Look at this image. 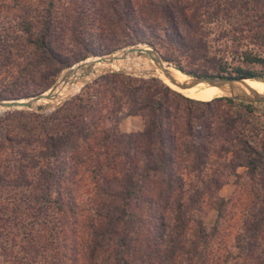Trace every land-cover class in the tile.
I'll return each instance as SVG.
<instances>
[{"label":"trees","instance_id":"16d2710c","mask_svg":"<svg viewBox=\"0 0 264 264\" xmlns=\"http://www.w3.org/2000/svg\"><path fill=\"white\" fill-rule=\"evenodd\" d=\"M209 6L217 14V0H0V101L43 93L64 70L124 47L193 54L182 29L195 33ZM243 63L228 76L187 73L264 82L253 69L264 57L245 53ZM85 89L50 116L0 118V194L24 191L0 199V238L12 243L0 244V264H264V141L245 128L251 105L196 101L119 73ZM124 111L142 118V131L120 132ZM49 118L53 132L29 128ZM232 177L237 190L225 199ZM208 207L218 213L211 229ZM229 216L236 235L226 244Z\"/></svg>","mask_w":264,"mask_h":264},{"label":"rangeland","instance_id":"374dc122","mask_svg":"<svg viewBox=\"0 0 264 264\" xmlns=\"http://www.w3.org/2000/svg\"><path fill=\"white\" fill-rule=\"evenodd\" d=\"M37 2L38 0H33ZM218 3V11L217 14L213 13L212 6L206 7L204 10V14L202 15V23L197 27L195 33L185 32L184 28L182 29V33L184 35V42L187 45H192L195 47V52L191 54L187 48H178L176 50H169L164 51L162 49L158 50L154 48L162 58L172 64L179 62L181 67L185 70L184 72H192L196 74L206 73L210 76H228L234 73V70L238 66L245 67L243 63V55L245 53H252V55H257L260 57H264V2H257L255 0H249L246 6H243V1L235 0H217ZM217 6V5H216ZM215 6V7H216ZM1 16H3L1 14ZM0 16V17H1ZM134 47V48H130ZM118 49L116 52L112 54H107L103 56H109L113 54H120L121 50L123 49H137L139 47H150L148 45H137V46H130ZM119 52V53H118ZM164 54L170 56L171 58H175L176 62H169L164 58ZM203 54L204 58L201 57ZM116 55V56H117ZM132 61L129 62L130 64L124 68H108V69H100L99 65L94 66L92 69L91 74L89 76L84 77L83 79L80 78L82 72H77L75 74L76 79L80 80L82 83V87L76 93L69 94L61 99L55 100L53 102L44 103L37 106L36 109L31 110H14V111H28L34 114H41L43 116H50L53 114L58 108H61L67 101L75 99L76 97L83 96L87 97L91 94V90H87V93H84L85 87L95 80L100 78L103 75L111 74V73H119L126 76H130L133 78L138 79H158L155 75V68L154 64L151 62L150 58L146 54H134ZM102 56L92 57L89 58L87 61L90 62H97V59ZM94 59V60H93ZM99 60V59H98ZM83 62V61H82ZM98 64V63H97ZM77 65V64H76ZM75 66V65H74ZM98 67V68H97ZM96 68V69H95ZM224 68L226 71L224 72ZM70 68L64 70L61 75L58 77L57 81L62 77L64 72H67ZM115 69V70H114ZM174 71L180 72L173 67L171 68ZM259 73H264V69L260 65H256L253 67ZM95 70V71H94ZM95 72V73H94ZM160 74L159 71L156 72ZM161 74V78H162ZM193 75V74H191ZM198 76V75H194ZM88 77V78H87ZM94 77V78H93ZM91 79L87 84L83 86L85 82ZM161 81V80H160ZM55 82V83H56ZM162 82V81H161ZM163 83V82H162ZM164 84V83H163ZM167 86L166 84H164ZM170 88V87H169ZM239 102V101H237ZM243 103V102H241ZM251 105L254 110L253 116H251L248 120L250 121V125H245V128L249 130V135L254 140L255 144L262 143L264 141V104L257 103V104H248ZM242 108L239 109L241 111ZM237 108H232V111H237ZM14 111H7L1 112L0 118H3L4 115L8 112ZM118 128L121 133L128 134L142 131L144 128V122L140 117H133L128 116L127 113L124 111L123 113L118 115ZM45 123V124H44ZM10 124V125H9ZM9 128H17L19 124L11 121L9 122ZM56 124L52 123L51 119H47L45 122L41 119L40 126L37 125V122L29 125V128L34 129L33 133H40L44 126L45 130L48 132H53L56 129ZM255 128H254V127ZM22 130V129H21ZM27 131V130H25ZM22 132V131H21ZM25 133V132H24ZM23 133V134H24ZM4 134V131H0V137ZM239 174H245V170L243 168L239 169ZM245 180H251L244 177ZM235 177H232L229 183L222 188L220 191V196L225 199H230L235 194L237 190V186L235 184ZM255 180H262L261 175H257ZM82 185V190L80 194L82 198L86 199L89 195L88 188L91 187L89 182H85ZM21 194L17 197L10 198L12 193L3 191L0 194V199H5L9 197L11 200H18L24 191L20 192ZM260 195L263 196V190H259ZM235 212V209H230L228 215H231ZM230 220L223 224L220 228L219 237L223 240L224 243L230 244L233 240L234 236L236 235V226L235 223L232 222V216H229ZM218 220V213L217 211L212 208L208 207L206 211V216L204 218V223L208 229L213 228ZM237 221V220H236ZM233 226V227H232ZM9 238L14 237V233L8 234ZM20 239V237H19ZM7 236L5 238H0V244H5V246L12 247L11 242H6ZM14 250H17L16 248ZM2 260V259H1Z\"/></svg>","mask_w":264,"mask_h":264},{"label":"water","instance_id":"95a60500","mask_svg":"<svg viewBox=\"0 0 264 264\" xmlns=\"http://www.w3.org/2000/svg\"><path fill=\"white\" fill-rule=\"evenodd\" d=\"M134 48V47H130ZM125 50L123 49L119 52H123L125 55ZM118 52V53H119ZM132 53H137L138 54H146L151 62L154 64V68L157 71L160 72V74H157L155 72V75L157 78H159L163 83L164 80L161 78V74L164 75L165 78L170 80V83L174 84L177 86L179 89L186 90V89H192L200 84H207L210 87H216L219 89H226L231 92L230 96H225L223 98H228L232 99L235 101L243 102V103H248V104H257V103H263L264 104V94H260L256 91L252 92V94L247 95L245 93L241 92H236L237 83H242L246 81V79H236V78H205L201 76H194L191 74H188L182 70H178L173 66L172 64L166 62L162 56L153 48V47H142L134 50H130ZM117 54L109 55V56H102L99 57L98 62H90L88 63L85 60L83 62L78 63L77 65L73 66L70 68L67 72H64L62 77L59 79L58 82H56L49 90L40 93L36 96L27 98V99H13V100H4L0 101V110H3L4 112L7 111H14V110H33L36 109L38 103V106L44 103H49L57 100V94L56 91L58 88L63 84V85H68V84H74L77 83L78 80L75 79V82L72 80V77L75 76L77 72H82V75L80 76L81 79H83L86 76H89V74L92 72V69L94 68L96 63H107V64H113L116 61L122 59V58H117ZM123 57V56H122ZM169 67H173L174 69L180 71L182 74L187 75L190 77V80L186 83L178 84L176 79L174 78L173 74L168 70ZM91 79H89L87 82L83 84H87ZM165 84V83H164ZM3 112V113H4Z\"/></svg>","mask_w":264,"mask_h":264},{"label":"bare ground","instance_id":"6f19581e","mask_svg":"<svg viewBox=\"0 0 264 264\" xmlns=\"http://www.w3.org/2000/svg\"><path fill=\"white\" fill-rule=\"evenodd\" d=\"M139 48H141V47H139ZM130 50H134V49L125 50V55L123 54V52L118 54L116 57L117 58H122V59L116 61L113 64H107V63H98L97 64L96 63V65H99L101 67L100 68L101 70H102V68L103 69H108V68H112L113 69L114 67L115 68L127 67L130 64L129 62L132 61L133 56H135L134 54H136V53L130 52ZM98 61L99 60L97 59V62ZM171 68L172 67H169L168 70L173 74V76L176 79V81L178 82V84L186 83V82H188L190 80V77H188L187 75L182 74L181 72L174 71ZM75 79H76L75 77H72V80L74 82H75ZM162 79L164 80V83L167 86H169L171 89L175 90L176 92L180 93L181 95H183L186 98H189V99H192V100H196V101L210 102V101H213V100H215L217 98H223L225 96H230L231 95V92L229 90L219 89V88H216V87H210L209 85H207L205 83L200 84L199 86H197L195 88H192V89L182 90V89H179L174 84L170 83V80L165 78L164 75H162ZM81 87H82V83H81L80 80H78L77 83H74L72 85L71 84H68V85H63L62 84L58 88V90L56 91V94L58 96L57 100L65 97V96H68L69 94L76 93L77 91H79L81 89ZM236 87H237L236 92L245 93L247 95L252 94V92H254V91H256V92H258L260 94H264V82H261V81L246 80V81H244L242 83H237ZM38 104L35 105V106H38ZM1 112H3V110H0V113Z\"/></svg>","mask_w":264,"mask_h":264}]
</instances>
